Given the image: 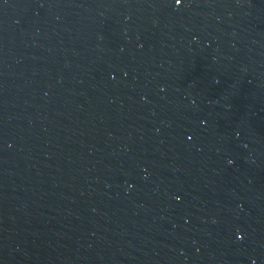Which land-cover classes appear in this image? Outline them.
<instances>
[{"label":"water","instance_id":"obj_1","mask_svg":"<svg viewBox=\"0 0 264 264\" xmlns=\"http://www.w3.org/2000/svg\"><path fill=\"white\" fill-rule=\"evenodd\" d=\"M0 264H264V0H0Z\"/></svg>","mask_w":264,"mask_h":264}]
</instances>
